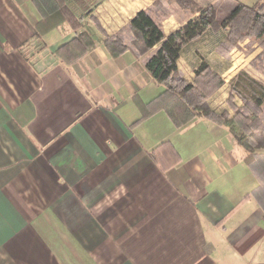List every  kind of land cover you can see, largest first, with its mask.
Returning <instances> with one entry per match:
<instances>
[{
    "label": "crops",
    "instance_id": "obj_1",
    "mask_svg": "<svg viewBox=\"0 0 264 264\" xmlns=\"http://www.w3.org/2000/svg\"><path fill=\"white\" fill-rule=\"evenodd\" d=\"M154 1L68 0L81 27L48 29L34 0H0V264H264L262 175L248 150L207 117L176 126L151 104L164 86L144 56L103 43ZM169 7L167 36L194 16ZM82 31L93 49L58 51ZM226 34L208 28L177 63L193 82L206 60L224 79L210 106L233 117V81L264 83L252 63L262 48L236 55Z\"/></svg>",
    "mask_w": 264,
    "mask_h": 264
},
{
    "label": "trees",
    "instance_id": "obj_2",
    "mask_svg": "<svg viewBox=\"0 0 264 264\" xmlns=\"http://www.w3.org/2000/svg\"><path fill=\"white\" fill-rule=\"evenodd\" d=\"M68 0H34L43 15V23L56 27L69 23L73 29L81 27L77 18L67 5ZM176 2L182 9L190 10L193 17L178 30L166 35L162 26L164 16L171 13L169 5ZM47 24V23H46ZM208 28L227 29L226 41L222 43L230 51L241 41L249 38L263 47L252 63L264 73V2L252 5L237 1L233 4L222 1L206 8L195 0H155L153 5L139 11L123 32L107 34L103 40L108 52L117 57L131 50L138 57L144 56L145 65L158 83L164 86L160 95L153 100V108H164L176 126H182L198 116H204L218 123L227 125L237 140L248 150L247 159L256 161L262 182L255 191V196L264 209V123L260 113L264 110V83L253 80L246 92L239 85L232 91L244 100L250 99L253 108L247 112H238L233 117L217 113L208 102L209 97L224 84L223 77L212 69L204 60L195 69V79L189 82L178 67L183 46L200 36ZM251 40V41H253ZM158 47L150 51L154 46ZM96 46V39L89 32L82 31L58 51L67 58H76ZM251 82V80H249ZM255 85V86H254ZM231 98V96H230ZM148 111H146V114Z\"/></svg>",
    "mask_w": 264,
    "mask_h": 264
},
{
    "label": "rangeland",
    "instance_id": "obj_3",
    "mask_svg": "<svg viewBox=\"0 0 264 264\" xmlns=\"http://www.w3.org/2000/svg\"><path fill=\"white\" fill-rule=\"evenodd\" d=\"M227 35V34H226ZM251 40H253V39H251V38H249V39H247V40H245V41H241L240 43H239V45L238 46H235V47H233L234 48V51L236 52L235 54L236 55H238V53H242V54H248L250 51H252V50H254L253 48H254V44H256L258 47L257 48H262L261 49V51L263 50V47L261 46V45H259V40H253V41H251ZM256 41H258V42H256ZM232 48V49H233ZM226 54H228L227 52H226ZM234 54V55H235ZM261 65V63L258 61V63H256V67H258V68H260L259 66ZM242 76H240L239 78H237L236 80H232L234 83L231 85V82L232 81H230L229 82V84L231 85V86H233L234 84L235 85H239L237 88H242L245 92H246V95H247V97L248 98H250V96H251V94H252V91L248 88V89H246V87L244 86V84L246 85V86H252L253 85V83H252V81L253 80H256L254 77H250L249 75H247V74H241ZM245 75V76H244ZM249 80H251V82L249 81ZM256 81H258V80H256ZM259 82V81H258ZM255 86V85H254ZM241 100H242V106L241 107H238V106H236L235 104H234V101L232 100V99H230V102H231V106L232 107H234L235 108V110H236V113L235 114H237L238 112H243V111H249L250 110V108H253V106H252V101L250 100V99H247V100H244V99H242L241 98ZM240 99H238V101H241ZM209 102V101H208ZM210 104V103H209ZM226 112V111H225ZM221 114V113H220ZM226 114L228 115V116H230L229 115V113H227L226 112ZM260 118H261V122L262 123H264V110H263V112L262 113H260Z\"/></svg>",
    "mask_w": 264,
    "mask_h": 264
}]
</instances>
